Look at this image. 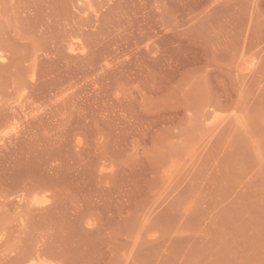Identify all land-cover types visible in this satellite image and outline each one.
<instances>
[{
	"label": "rangeland",
	"instance_id": "1",
	"mask_svg": "<svg viewBox=\"0 0 264 264\" xmlns=\"http://www.w3.org/2000/svg\"><path fill=\"white\" fill-rule=\"evenodd\" d=\"M231 91L261 151L264 0H0V264H182Z\"/></svg>",
	"mask_w": 264,
	"mask_h": 264
},
{
	"label": "crops",
	"instance_id": "2",
	"mask_svg": "<svg viewBox=\"0 0 264 264\" xmlns=\"http://www.w3.org/2000/svg\"><path fill=\"white\" fill-rule=\"evenodd\" d=\"M228 118L212 136L203 157L211 163L208 188L195 197L181 218L182 264H264V147L232 150V91ZM244 162L238 182L237 164ZM211 188V189H210Z\"/></svg>",
	"mask_w": 264,
	"mask_h": 264
}]
</instances>
